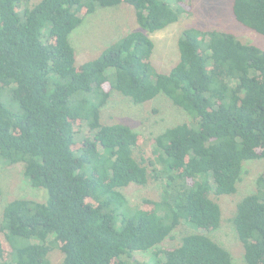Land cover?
I'll use <instances>...</instances> for the list:
<instances>
[{"label":"trees","instance_id":"trees-1","mask_svg":"<svg viewBox=\"0 0 264 264\" xmlns=\"http://www.w3.org/2000/svg\"><path fill=\"white\" fill-rule=\"evenodd\" d=\"M29 2L0 0V164H23L48 196L4 207L0 264H53L55 249L60 264H134L138 251H152L146 264H234L207 233L220 227L217 198L236 193L244 162L264 159V49L188 28L178 63L161 73L149 35L191 13L189 1ZM121 3L134 8L140 29L77 65L70 34L98 7ZM233 14L264 35V0H234ZM114 91L134 104L163 93L191 121L155 137L154 161L139 160L143 136L102 122ZM150 181L158 198L132 207L122 189ZM232 221L246 264H264V171ZM183 224L196 230L159 249Z\"/></svg>","mask_w":264,"mask_h":264},{"label":"rangeland","instance_id":"rangeland-1","mask_svg":"<svg viewBox=\"0 0 264 264\" xmlns=\"http://www.w3.org/2000/svg\"><path fill=\"white\" fill-rule=\"evenodd\" d=\"M40 0H30L31 6ZM192 6L191 13L184 15L178 22L161 31L150 34L155 48L151 56V66L158 72L169 73L179 61L178 42L188 28L219 30L234 34L240 41L257 45L264 49V35L240 24L233 14L234 0H187ZM135 10L127 3L112 7H98L87 15L82 23L70 34L69 41L76 53V64L81 65L94 60L112 44L130 32L139 30ZM191 117L182 108L163 93L145 104H134L122 94L112 92L107 105L102 109V122H121L140 133L143 145L135 153L139 160H155V137L175 125L189 122ZM23 164H0V214L4 207L18 198L46 201L48 193L44 188L33 187L25 177ZM264 171V159L248 160L243 164V173L232 195L217 198L221 207L220 227L207 233L231 254L234 264H246L244 245L240 241L233 217L238 203L246 196L256 192L257 179ZM130 205L138 208L146 198L157 199L159 187L155 181L145 186L130 185L122 189ZM194 228L183 224L179 226L158 248L170 249L180 244L184 235L193 233ZM202 231V230H200ZM199 232V231H198ZM203 233V232H201ZM152 255L150 252H135L134 264H146ZM53 264H60L63 254L58 249L50 253Z\"/></svg>","mask_w":264,"mask_h":264}]
</instances>
